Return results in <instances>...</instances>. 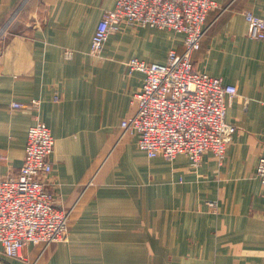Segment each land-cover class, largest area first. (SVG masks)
Returning <instances> with one entry per match:
<instances>
[{
    "label": "crops",
    "instance_id": "obj_1",
    "mask_svg": "<svg viewBox=\"0 0 264 264\" xmlns=\"http://www.w3.org/2000/svg\"><path fill=\"white\" fill-rule=\"evenodd\" d=\"M117 0H0V177L23 164L28 130L41 120L56 139L48 183L72 209L66 240L29 244L23 258L0 246V264H264V39L244 13L264 0H220L207 18L194 66L234 84L227 119L238 130L226 156H149L122 122L145 75L139 58L164 62L185 35L129 26L91 52L103 14ZM169 31L171 33H163ZM39 101V105L33 102ZM14 102L23 107H14Z\"/></svg>",
    "mask_w": 264,
    "mask_h": 264
},
{
    "label": "built area",
    "instance_id": "obj_2",
    "mask_svg": "<svg viewBox=\"0 0 264 264\" xmlns=\"http://www.w3.org/2000/svg\"><path fill=\"white\" fill-rule=\"evenodd\" d=\"M219 4L220 0H117L92 37L91 52L98 56L111 34L126 25L185 35L183 53L171 49L164 62L139 58L128 62L130 72L140 71L145 78L132 101L137 111L123 120L122 127L138 136L139 148L151 157L174 160L186 155L197 166L210 151L223 160L233 142L236 125L227 119V112L238 88L198 70L192 59L206 33L208 15ZM244 16L249 37L263 40L264 18L251 11ZM8 33V26L0 28V44ZM12 105L23 107L17 102ZM55 145L51 128L41 120L33 123L19 172L0 177V246L9 257L23 258L29 244L48 246L68 236L72 209L57 204L47 179L53 171ZM0 159L5 157L0 154ZM257 176L264 185V153Z\"/></svg>",
    "mask_w": 264,
    "mask_h": 264
},
{
    "label": "rangeland",
    "instance_id": "obj_3",
    "mask_svg": "<svg viewBox=\"0 0 264 264\" xmlns=\"http://www.w3.org/2000/svg\"><path fill=\"white\" fill-rule=\"evenodd\" d=\"M163 33H166V34H168V33H171V32H169V31H162ZM238 130V127L236 126V131ZM234 137V136H233Z\"/></svg>",
    "mask_w": 264,
    "mask_h": 264
}]
</instances>
